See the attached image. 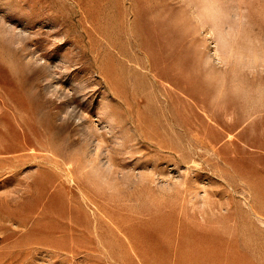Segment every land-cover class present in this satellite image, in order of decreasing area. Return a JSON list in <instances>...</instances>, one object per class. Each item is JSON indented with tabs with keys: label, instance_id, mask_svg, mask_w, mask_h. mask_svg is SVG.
<instances>
[{
	"label": "rangeland",
	"instance_id": "rangeland-1",
	"mask_svg": "<svg viewBox=\"0 0 264 264\" xmlns=\"http://www.w3.org/2000/svg\"><path fill=\"white\" fill-rule=\"evenodd\" d=\"M0 264H264V0H0Z\"/></svg>",
	"mask_w": 264,
	"mask_h": 264
},
{
	"label": "bare ground",
	"instance_id": "bare-ground-1",
	"mask_svg": "<svg viewBox=\"0 0 264 264\" xmlns=\"http://www.w3.org/2000/svg\"><path fill=\"white\" fill-rule=\"evenodd\" d=\"M215 55V54H214Z\"/></svg>",
	"mask_w": 264,
	"mask_h": 264
}]
</instances>
